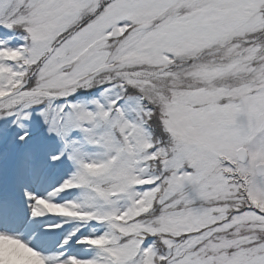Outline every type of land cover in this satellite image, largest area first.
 I'll return each instance as SVG.
<instances>
[{
	"label": "snow or ice",
	"instance_id": "obj_1",
	"mask_svg": "<svg viewBox=\"0 0 264 264\" xmlns=\"http://www.w3.org/2000/svg\"><path fill=\"white\" fill-rule=\"evenodd\" d=\"M0 264H264V0H0Z\"/></svg>",
	"mask_w": 264,
	"mask_h": 264
}]
</instances>
